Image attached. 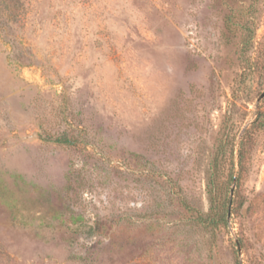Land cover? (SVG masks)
Here are the masks:
<instances>
[{
	"label": "rangeland",
	"instance_id": "obj_1",
	"mask_svg": "<svg viewBox=\"0 0 264 264\" xmlns=\"http://www.w3.org/2000/svg\"><path fill=\"white\" fill-rule=\"evenodd\" d=\"M263 92L264 0H0V264H264Z\"/></svg>",
	"mask_w": 264,
	"mask_h": 264
},
{
	"label": "trees",
	"instance_id": "obj_2",
	"mask_svg": "<svg viewBox=\"0 0 264 264\" xmlns=\"http://www.w3.org/2000/svg\"><path fill=\"white\" fill-rule=\"evenodd\" d=\"M65 141H67V140H65ZM245 145H246V140L243 137L242 140L240 141V144H239V147H240V149H239V160H240V162H242V159L244 157Z\"/></svg>",
	"mask_w": 264,
	"mask_h": 264
},
{
	"label": "water",
	"instance_id": "obj_3",
	"mask_svg": "<svg viewBox=\"0 0 264 264\" xmlns=\"http://www.w3.org/2000/svg\"><path fill=\"white\" fill-rule=\"evenodd\" d=\"M264 97V92L260 95V97L258 98V102L261 101V99ZM235 181H236V178L234 179V183H233V188H232V191L234 190V186H235ZM230 216V215H229ZM237 243H238V247H239V251L241 252V243L237 240Z\"/></svg>",
	"mask_w": 264,
	"mask_h": 264
}]
</instances>
